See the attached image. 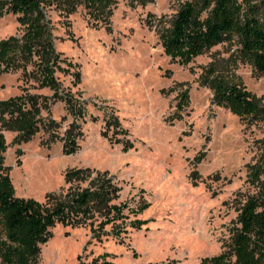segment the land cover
<instances>
[{"label":"rangeland","instance_id":"rangeland-1","mask_svg":"<svg viewBox=\"0 0 264 264\" xmlns=\"http://www.w3.org/2000/svg\"><path fill=\"white\" fill-rule=\"evenodd\" d=\"M181 1L111 0L106 23L82 4L67 15L46 7L51 75L38 64H0L2 157L14 196L45 205L92 190L105 173L116 188L111 204L143 222L119 237L94 216L56 223L35 264H201L228 251L241 205L264 181V77L233 35L186 66L170 62L156 30ZM238 1L264 22V0ZM23 29L0 16V42ZM222 82L245 87L257 112L238 118L215 104Z\"/></svg>","mask_w":264,"mask_h":264},{"label":"trees","instance_id":"trees-1","mask_svg":"<svg viewBox=\"0 0 264 264\" xmlns=\"http://www.w3.org/2000/svg\"><path fill=\"white\" fill-rule=\"evenodd\" d=\"M109 3L111 0H0V16L12 14L24 25L19 40L9 38L0 42L3 51L0 64L5 62L6 67H11L13 61L18 67L38 64L43 78L51 75L55 56L50 41V16L45 8L52 6L67 15L77 4H82L90 17L106 23ZM252 7L238 0H182L175 13L156 30L162 52L170 62L186 66L197 55L233 35L240 53L264 77V22ZM213 98L215 104L238 118L251 116L259 109L258 99L237 83L217 84ZM74 103L79 104L77 100ZM70 147L65 143L63 153H72ZM4 149L0 134V264H35L38 245L47 241L49 229L56 223L72 227L94 216L114 231L110 233L113 237H119L125 228L139 229L143 224L128 220L131 211L123 214L124 204H111L116 188L105 178V173L97 176L92 190L83 189L63 200L52 198L45 205L32 198L15 197L8 168L3 164ZM19 155L20 151L16 150L15 156ZM76 173H69L65 180ZM253 175L258 181V173ZM237 224L229 238L228 251L204 259L201 264H264V181L257 183L255 195L241 205Z\"/></svg>","mask_w":264,"mask_h":264}]
</instances>
